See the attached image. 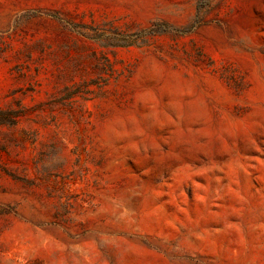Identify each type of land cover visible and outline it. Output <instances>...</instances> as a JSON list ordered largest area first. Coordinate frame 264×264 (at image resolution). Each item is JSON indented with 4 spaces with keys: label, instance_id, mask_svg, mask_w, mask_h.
Masks as SVG:
<instances>
[{
    "label": "rangeland",
    "instance_id": "obj_1",
    "mask_svg": "<svg viewBox=\"0 0 264 264\" xmlns=\"http://www.w3.org/2000/svg\"><path fill=\"white\" fill-rule=\"evenodd\" d=\"M0 264H264V0H0Z\"/></svg>",
    "mask_w": 264,
    "mask_h": 264
}]
</instances>
